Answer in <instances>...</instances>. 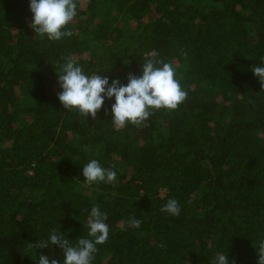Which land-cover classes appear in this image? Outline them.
<instances>
[{"label":"trees","instance_id":"trees-1","mask_svg":"<svg viewBox=\"0 0 264 264\" xmlns=\"http://www.w3.org/2000/svg\"><path fill=\"white\" fill-rule=\"evenodd\" d=\"M71 36L30 27V0H0V264H63L32 247L57 229L90 238L96 206L109 238L92 264H258L264 241V0H74ZM172 63L186 100L116 128L111 105L93 119L58 99L69 59L86 75H142L147 53ZM112 168L111 184L83 166ZM165 195L162 196V192ZM176 199L178 216L162 212ZM142 221L130 227L132 217Z\"/></svg>","mask_w":264,"mask_h":264},{"label":"clouds","instance_id":"clouds-1","mask_svg":"<svg viewBox=\"0 0 264 264\" xmlns=\"http://www.w3.org/2000/svg\"><path fill=\"white\" fill-rule=\"evenodd\" d=\"M77 5L74 0H30V11L33 14L30 27L35 34L47 35L49 40H60L71 36L66 26L76 16ZM149 59L142 64V75L129 74L127 85L117 78L109 83L104 75H86L82 68L75 65L71 59L61 66L58 75V84L62 89L58 99L67 111L78 109L80 114L93 119L105 105V98L115 99L111 105V122L116 128L125 127L126 123L144 125L153 114L150 109L175 110L187 98V92L182 90L172 63H165L156 52L146 54ZM254 75L259 79L264 89V67L254 66ZM84 180L93 182L113 183L117 180V173L112 168H104L98 160H90L83 166ZM162 212L178 216L181 208L179 202L172 198L162 206ZM109 217L93 206L88 221L90 238H79L75 243L68 240L66 235L53 229L47 240H39L32 247L47 249L57 246L63 250V264H92L94 254L98 251L97 245L104 244L109 238ZM130 227L140 228L142 221L136 217L128 220ZM258 264H264V241L259 243ZM39 264H60L58 259H50L46 255L39 256ZM212 264H230L228 255L218 254ZM231 264H235L232 261Z\"/></svg>","mask_w":264,"mask_h":264},{"label":"rangeland","instance_id":"rangeland-1","mask_svg":"<svg viewBox=\"0 0 264 264\" xmlns=\"http://www.w3.org/2000/svg\"><path fill=\"white\" fill-rule=\"evenodd\" d=\"M164 195H165V192L163 191V192H162V196H164Z\"/></svg>","mask_w":264,"mask_h":264}]
</instances>
